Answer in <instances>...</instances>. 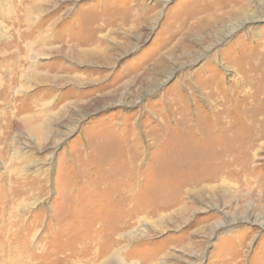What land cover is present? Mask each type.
Segmentation results:
<instances>
[{
    "label": "rangeland",
    "instance_id": "374dc122",
    "mask_svg": "<svg viewBox=\"0 0 264 264\" xmlns=\"http://www.w3.org/2000/svg\"><path fill=\"white\" fill-rule=\"evenodd\" d=\"M0 264H264V0H0Z\"/></svg>",
    "mask_w": 264,
    "mask_h": 264
},
{
    "label": "bare ground",
    "instance_id": "6f19581e",
    "mask_svg": "<svg viewBox=\"0 0 264 264\" xmlns=\"http://www.w3.org/2000/svg\"><path fill=\"white\" fill-rule=\"evenodd\" d=\"M28 7H29V6H28ZM28 7H27V9H28ZM221 10H222V9H221ZM236 11H237V13L239 14L238 16H240V15L243 16L241 6L238 5ZM26 12H27V11H26ZM29 12H30V11H29ZM223 12H224V11H223ZM27 13H28V12H27ZM27 13H26V14H27ZM222 15H225V17L228 18V17H229V12H225V13L222 14ZM222 15H221V16H222ZM234 15H237V14H234ZM24 16H25V15H24ZM28 17H29V15H27V17H26V18H27V19H26L27 22L30 21V20H28ZM211 18H212V17H211ZM229 18H230V17H229ZM229 18H228V19H229ZM248 20H249V19H248ZM205 23H206V22H205ZM33 25H34V24H33ZM5 39H6V38H5ZM5 39H4V40H5ZM10 78H11V77H10ZM6 92H7V91H6ZM248 134H249V133H248ZM260 137H261V136H260ZM254 144H255V143H254ZM257 151H258V150H257ZM256 153H257V152H256ZM255 156H256V155H255ZM241 192H242V191H241ZM77 257H78V256H77ZM87 260H88V259H87Z\"/></svg>",
    "mask_w": 264,
    "mask_h": 264
}]
</instances>
